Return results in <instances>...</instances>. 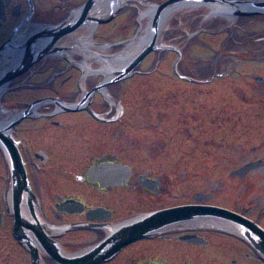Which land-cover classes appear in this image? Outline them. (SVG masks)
I'll use <instances>...</instances> for the list:
<instances>
[{"label": "flooded vegetation", "instance_id": "1", "mask_svg": "<svg viewBox=\"0 0 264 264\" xmlns=\"http://www.w3.org/2000/svg\"><path fill=\"white\" fill-rule=\"evenodd\" d=\"M165 1L0 0V264H264V11L180 0L99 68Z\"/></svg>", "mask_w": 264, "mask_h": 264}, {"label": "water", "instance_id": "2", "mask_svg": "<svg viewBox=\"0 0 264 264\" xmlns=\"http://www.w3.org/2000/svg\"><path fill=\"white\" fill-rule=\"evenodd\" d=\"M179 1L180 0H167V1L163 2L162 4L154 5V9H153V12H152V15H151V19H150V24H151V26L153 28V34H152L151 38H149V40L144 44V46L141 47L135 53V55L124 65V67H123L124 69L123 70L125 72H128L129 70H131L134 67H136L143 60V58L147 54H149L150 52H152L155 49L156 44H157L159 24L164 19V17L172 10L173 5H175ZM209 2L211 4H216V5H218L220 3H226V4L233 5L230 8V13L233 16L258 14V13H261L262 11H264V9H262V10L260 9L259 10V8H262V7L264 8V3H262V2H260V3L259 2L252 3L255 10L245 9V11L242 10L243 8L240 9V7L234 6V4L237 2L235 0H209ZM58 30H59V28L55 29L54 31H51V33L54 32V33H52V35L58 36L59 34L64 32L62 30H60V31H58ZM125 74H127V73H125ZM254 80L257 81L258 83L264 85V78L263 77L256 76L254 78ZM6 157H7L8 161H9V163L17 164L19 167H21L20 178H19L21 180V184H20L19 189L24 188L23 187L24 185L22 184V180L25 182V172H24V170H23V168L21 166L22 162H21L20 156L18 154H13L12 153V154L6 155ZM251 166L252 165H248V166L245 167V169H249V168H251ZM16 194H19V192H17ZM258 233L260 235H264V232L260 228L258 229Z\"/></svg>", "mask_w": 264, "mask_h": 264}, {"label": "bare ground", "instance_id": "3", "mask_svg": "<svg viewBox=\"0 0 264 264\" xmlns=\"http://www.w3.org/2000/svg\"><path fill=\"white\" fill-rule=\"evenodd\" d=\"M153 12V7H150L149 9H147L145 12H143L142 15L144 14H149V16H146L147 19H149L152 15L151 13ZM219 14H223V15H232L230 13V8H222L220 5H214L211 9V14L212 15H218ZM171 13H169V15L162 20V22L160 23V31H162L166 26H165V22L167 20V18L170 16ZM145 18V19H146ZM153 34V28L151 27L150 23H148L145 27V29L143 30L142 35L140 36L139 39H136L133 43L127 45V47L117 53L115 56H110L106 58V61H101L99 68H123L124 65L135 55V53L143 46V44L145 42L148 41V38H150V36Z\"/></svg>", "mask_w": 264, "mask_h": 264}, {"label": "rangeland", "instance_id": "4", "mask_svg": "<svg viewBox=\"0 0 264 264\" xmlns=\"http://www.w3.org/2000/svg\"><path fill=\"white\" fill-rule=\"evenodd\" d=\"M214 20V21H212ZM218 20V18H213L211 19L212 22L210 29H213L214 24L216 23V21ZM148 22V19L145 20V23ZM219 23H216L215 25H218ZM228 24V23H227ZM263 24L258 23V30H260V27ZM136 29V26L131 28L129 31V34H132ZM224 33H216L215 35L213 33H211V39H210V51H209V58L212 59V57L215 54V49L217 48V44L219 43L220 38L223 36ZM231 65H233L234 67H238V68H243V69H249V67H258L259 64L258 63H251V62H247L244 60H232L231 61ZM244 84V82H243ZM249 95H250V91L248 90H244L243 94H242V99H245L247 103L242 102V110H243V114L245 113L244 111H248L249 109L252 110V107L249 105ZM248 99V100H247ZM244 101V100H243Z\"/></svg>", "mask_w": 264, "mask_h": 264}]
</instances>
